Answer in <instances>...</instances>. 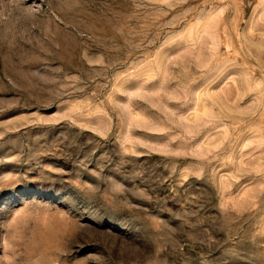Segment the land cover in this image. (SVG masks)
Masks as SVG:
<instances>
[{
  "label": "rangeland",
  "instance_id": "1",
  "mask_svg": "<svg viewBox=\"0 0 264 264\" xmlns=\"http://www.w3.org/2000/svg\"><path fill=\"white\" fill-rule=\"evenodd\" d=\"M0 264H264V0H0Z\"/></svg>",
  "mask_w": 264,
  "mask_h": 264
}]
</instances>
